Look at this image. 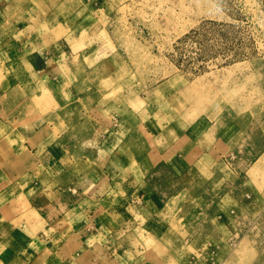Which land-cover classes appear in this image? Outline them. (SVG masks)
Returning a JSON list of instances; mask_svg holds the SVG:
<instances>
[{"label":"rangeland","instance_id":"374dc122","mask_svg":"<svg viewBox=\"0 0 264 264\" xmlns=\"http://www.w3.org/2000/svg\"><path fill=\"white\" fill-rule=\"evenodd\" d=\"M23 4L0 12V87L37 96V104L51 97L53 112L66 107L57 108L66 123L52 120L56 135L67 127L63 149L78 136L77 121L89 140L94 122L130 116L140 125L127 143L134 157L155 144L181 157L145 174L150 212L162 214L167 230L160 263L264 264V0ZM61 7L69 13L59 21ZM51 16L57 24L43 28ZM223 139L225 149L212 145ZM68 209L78 210L69 198Z\"/></svg>","mask_w":264,"mask_h":264},{"label":"crops","instance_id":"0c3cea01","mask_svg":"<svg viewBox=\"0 0 264 264\" xmlns=\"http://www.w3.org/2000/svg\"><path fill=\"white\" fill-rule=\"evenodd\" d=\"M25 2L0 0V12H13L17 6L22 11ZM67 13L65 7V17ZM6 41L0 40V48ZM73 57L62 54L61 61ZM42 76L44 82H51L50 74ZM44 92L52 96L51 90ZM36 98L20 96L14 86L0 87V264H161L156 253L167 230L162 214L151 213L155 202L152 190L147 191L145 174L148 166L154 168L172 155V162L179 160L174 146L162 150L155 144L134 157L127 143L140 125L125 116L121 121L94 122L97 132L89 140L84 138V128H79L83 120L77 121L78 136H72L74 140L68 142L72 144L63 149L67 127L56 135L52 120L60 118L57 108L61 113L67 108L60 106L53 112L51 97L43 96L40 104ZM111 111L116 113V108ZM216 143L226 148L224 139L212 145ZM212 145L205 156L212 152ZM71 147L73 159L67 152ZM136 156L143 161L140 165L134 161ZM131 172H139L133 177L139 183L131 181ZM68 198L77 203V212L68 209ZM120 205L127 208L126 215ZM142 232L144 239L138 238Z\"/></svg>","mask_w":264,"mask_h":264},{"label":"bare ground","instance_id":"6f19581e","mask_svg":"<svg viewBox=\"0 0 264 264\" xmlns=\"http://www.w3.org/2000/svg\"><path fill=\"white\" fill-rule=\"evenodd\" d=\"M54 5H55V3H54ZM54 5H53V7L51 6L52 8H50V7L45 8V9H44V13H46V12L51 13V12H49L50 9H52V10L54 11V8H55ZM56 5H57V3H56ZM62 6H63V5H62ZM61 8H62V10H58L56 13H63V14H62V17L65 18V16H64V7H61ZM46 9H47V11H46ZM53 11H52V12H53ZM54 13H55V12H54ZM56 17H57V16H55V18H54L53 16H51V22L48 21V20H44V19H43L44 25H43L42 27H43V28H47L48 25H49V26H52V25L55 24V23L57 24V21H56V22H53V20H55V19H56V20L59 19V21H61V19H62L61 17L58 18V19H57ZM69 17H70V16H69ZM71 20H72V19H71ZM58 23H59V22H58Z\"/></svg>","mask_w":264,"mask_h":264}]
</instances>
